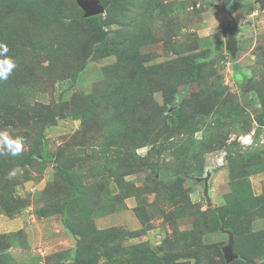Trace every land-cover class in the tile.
Masks as SVG:
<instances>
[{"label": "rangeland", "instance_id": "obj_1", "mask_svg": "<svg viewBox=\"0 0 264 264\" xmlns=\"http://www.w3.org/2000/svg\"><path fill=\"white\" fill-rule=\"evenodd\" d=\"M99 1L0 0V264H264V0Z\"/></svg>", "mask_w": 264, "mask_h": 264}, {"label": "water", "instance_id": "obj_2", "mask_svg": "<svg viewBox=\"0 0 264 264\" xmlns=\"http://www.w3.org/2000/svg\"><path fill=\"white\" fill-rule=\"evenodd\" d=\"M76 4L79 6V8L83 11V14L85 17H91L95 15H100L103 13L104 8L100 4L99 0H75ZM234 30H236V27H232L227 35V40L225 43V47L227 50H229L232 54H234L236 50V38L233 35ZM198 180L203 181L204 185V196L206 197L208 205H210V197L208 195V185H207V177L199 178ZM228 234V246L224 248V256L226 260H232L234 258H237L238 255L234 254L233 252V234L229 230H225Z\"/></svg>", "mask_w": 264, "mask_h": 264}, {"label": "clouds", "instance_id": "obj_3", "mask_svg": "<svg viewBox=\"0 0 264 264\" xmlns=\"http://www.w3.org/2000/svg\"><path fill=\"white\" fill-rule=\"evenodd\" d=\"M0 47H2L3 50H4L5 52L7 51L6 46L0 45ZM13 66H14V65L11 64L10 62L8 63V69H9V70H10ZM0 78H6V75H4V74H0ZM19 149H20V144L17 143V144L15 145V149H14V151H13V155H15L16 152L19 151Z\"/></svg>", "mask_w": 264, "mask_h": 264}, {"label": "trees", "instance_id": "obj_4", "mask_svg": "<svg viewBox=\"0 0 264 264\" xmlns=\"http://www.w3.org/2000/svg\"><path fill=\"white\" fill-rule=\"evenodd\" d=\"M87 19L88 20H92V21H99L100 15H95V16L87 17Z\"/></svg>", "mask_w": 264, "mask_h": 264}]
</instances>
